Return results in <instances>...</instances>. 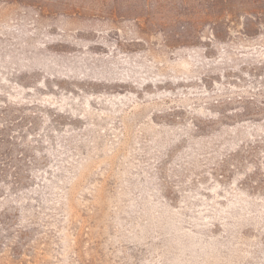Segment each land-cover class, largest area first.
<instances>
[{
	"label": "rangeland",
	"instance_id": "374dc122",
	"mask_svg": "<svg viewBox=\"0 0 264 264\" xmlns=\"http://www.w3.org/2000/svg\"><path fill=\"white\" fill-rule=\"evenodd\" d=\"M0 264H264V0H0Z\"/></svg>",
	"mask_w": 264,
	"mask_h": 264
}]
</instances>
